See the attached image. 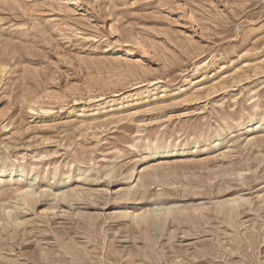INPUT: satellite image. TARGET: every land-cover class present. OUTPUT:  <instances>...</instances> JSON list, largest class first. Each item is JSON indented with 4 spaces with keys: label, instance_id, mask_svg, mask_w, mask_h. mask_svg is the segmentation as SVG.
I'll list each match as a JSON object with an SVG mask.
<instances>
[{
    "label": "rangeland",
    "instance_id": "374dc122",
    "mask_svg": "<svg viewBox=\"0 0 264 264\" xmlns=\"http://www.w3.org/2000/svg\"><path fill=\"white\" fill-rule=\"evenodd\" d=\"M0 264H264V0H0Z\"/></svg>",
    "mask_w": 264,
    "mask_h": 264
},
{
    "label": "bare ground",
    "instance_id": "6f19581e",
    "mask_svg": "<svg viewBox=\"0 0 264 264\" xmlns=\"http://www.w3.org/2000/svg\"><path fill=\"white\" fill-rule=\"evenodd\" d=\"M22 169H23V168H22ZM6 170H9V168H7ZM6 170H4L3 172H5ZM10 170L13 172V171H14V168H10ZM135 171H136V169L133 170L132 178H133V176H134V172H135ZM137 175H138V174H137ZM137 175H136V176H137Z\"/></svg>",
    "mask_w": 264,
    "mask_h": 264
}]
</instances>
